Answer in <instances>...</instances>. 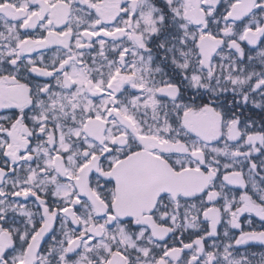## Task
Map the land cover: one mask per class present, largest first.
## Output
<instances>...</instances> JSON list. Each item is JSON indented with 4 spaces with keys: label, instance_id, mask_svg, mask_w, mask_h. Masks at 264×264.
I'll return each mask as SVG.
<instances>
[{
    "label": "snow or ice",
    "instance_id": "1",
    "mask_svg": "<svg viewBox=\"0 0 264 264\" xmlns=\"http://www.w3.org/2000/svg\"><path fill=\"white\" fill-rule=\"evenodd\" d=\"M0 264H264V0H0Z\"/></svg>",
    "mask_w": 264,
    "mask_h": 264
}]
</instances>
